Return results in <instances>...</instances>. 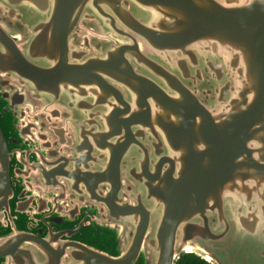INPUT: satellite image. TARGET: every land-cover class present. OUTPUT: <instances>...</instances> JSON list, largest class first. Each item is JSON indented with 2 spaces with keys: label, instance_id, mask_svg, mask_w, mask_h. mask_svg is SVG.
<instances>
[{
  "label": "water",
  "instance_id": "95a60500",
  "mask_svg": "<svg viewBox=\"0 0 264 264\" xmlns=\"http://www.w3.org/2000/svg\"><path fill=\"white\" fill-rule=\"evenodd\" d=\"M0 103L80 124L112 235L15 230L0 264H264V0H0Z\"/></svg>",
  "mask_w": 264,
  "mask_h": 264
},
{
  "label": "flooded vegetation",
  "instance_id": "af4514ba",
  "mask_svg": "<svg viewBox=\"0 0 264 264\" xmlns=\"http://www.w3.org/2000/svg\"><path fill=\"white\" fill-rule=\"evenodd\" d=\"M21 110L0 103V237L15 230L54 234L109 252L112 235L98 226L96 202L82 180L92 179L95 153L80 124L50 126L32 119L35 108ZM77 145L90 152L75 153ZM62 172L69 173L68 184L60 186L55 174Z\"/></svg>",
  "mask_w": 264,
  "mask_h": 264
},
{
  "label": "trees",
  "instance_id": "16d2710c",
  "mask_svg": "<svg viewBox=\"0 0 264 264\" xmlns=\"http://www.w3.org/2000/svg\"><path fill=\"white\" fill-rule=\"evenodd\" d=\"M175 264H208V263L205 262L203 259L199 258L198 256H195L194 254L184 253L177 258Z\"/></svg>",
  "mask_w": 264,
  "mask_h": 264
}]
</instances>
